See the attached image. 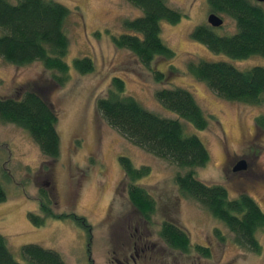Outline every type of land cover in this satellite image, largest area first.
Returning a JSON list of instances; mask_svg holds the SVG:
<instances>
[{
    "label": "rangeland",
    "instance_id": "1",
    "mask_svg": "<svg viewBox=\"0 0 264 264\" xmlns=\"http://www.w3.org/2000/svg\"><path fill=\"white\" fill-rule=\"evenodd\" d=\"M59 1L71 9L66 21L71 69L64 84L55 81V72L40 61L16 65L0 56V94L20 97L30 86L45 90L57 111L61 139L59 157L49 158L29 132L0 120V180L7 193L0 203V233L15 257L24 262L22 246L37 243L58 251L67 264H119L118 260L128 264L125 258L131 254L130 264H264V227L256 233L259 253L236 244L225 224L181 193L175 177L183 170L134 144L111 126L96 106L118 76L125 81V93L144 107L164 117L179 118L163 106L156 92L163 87L188 89L212 117L204 130L181 119L186 133L197 134L210 152L209 162L196 169L197 178L226 186L232 197L249 192L264 211V130L256 126V117L264 115V96L257 104L225 99L189 70L191 63L200 60H227L247 69L264 66V58L233 59L211 51L191 36L198 25L212 27L207 20L213 12L208 0H165L183 17L175 23L162 21L163 39L175 57L154 61L152 67L166 75L174 65V72L165 80L168 82H159L150 68L113 40L124 31V20L142 14L139 7L128 0ZM256 3L264 9L263 2ZM219 15L224 25L212 27L215 32L235 34L236 21ZM82 56L93 59L92 72L73 68L74 59ZM123 155L136 167L151 168L148 176L136 182L156 203L157 210L148 219L129 198L130 184L125 182L120 161ZM241 161L246 166L235 169ZM42 205H48L54 215L38 225L30 214L46 216ZM165 222H179L192 243L207 246L211 254L185 253L169 246L160 236ZM217 228L224 239L215 232Z\"/></svg>",
    "mask_w": 264,
    "mask_h": 264
},
{
    "label": "trees",
    "instance_id": "2",
    "mask_svg": "<svg viewBox=\"0 0 264 264\" xmlns=\"http://www.w3.org/2000/svg\"><path fill=\"white\" fill-rule=\"evenodd\" d=\"M128 1L139 7L142 14L124 20V31L113 37L114 43L118 48L128 49L144 67L153 71L157 81L164 82L170 72H174V65L171 64L168 75L152 66L158 58L173 59L175 51L164 41L161 24L162 21L178 22L183 15L165 0ZM208 2L213 12L232 17L238 30L232 35H219L212 27L201 24L192 30L191 36L211 51L233 59L255 55L264 58V9L253 0ZM70 13L71 9L59 0H0V56L16 65L40 61L46 69L55 72V81L64 84L71 69L67 61L70 41L66 30ZM72 65L81 73L95 68L93 59L88 56L75 58ZM189 70L225 99L257 104L264 96L263 65L240 69L227 60H200L191 63ZM125 88V81L114 77L107 93L97 100L98 113L134 144L183 170L175 177L181 193L196 200L225 224L236 244L259 253L261 244L256 233L264 227V211L256 199L249 192L232 197L226 186L208 184L196 176V169L209 162L210 152L197 134L186 133L181 119L204 130L212 117L205 113L195 95L179 86L157 90V99L179 117L171 118L144 107L135 97L127 95ZM25 90L20 97L0 94V120L25 129L43 155L56 159L61 152V139L54 104L41 88L30 86ZM256 126L264 130V115L256 117ZM120 161L125 182L130 184L131 203L148 219L156 212V203L136 182L148 176L151 168L148 165L136 167L125 155ZM6 198L0 180V203ZM41 210L46 216L30 214L38 225L44 223L45 217L54 215L48 205H42ZM70 216L84 220L76 214ZM215 232L224 239L218 228ZM160 236L169 246L185 253L196 250L206 256L211 254L207 246L192 243L188 231L179 222H165ZM21 252L24 262L15 257L7 238L0 233V264H67L58 251L37 243L23 245Z\"/></svg>",
    "mask_w": 264,
    "mask_h": 264
},
{
    "label": "water",
    "instance_id": "3",
    "mask_svg": "<svg viewBox=\"0 0 264 264\" xmlns=\"http://www.w3.org/2000/svg\"><path fill=\"white\" fill-rule=\"evenodd\" d=\"M255 1H258V2H263L264 3V0H255ZM208 23L212 26V27H221L224 25V18L217 14L216 12H212L208 15ZM245 165L244 163L242 162L241 164H238L237 167H235V169H240V168H243Z\"/></svg>",
    "mask_w": 264,
    "mask_h": 264
},
{
    "label": "flooded vegetation",
    "instance_id": "4",
    "mask_svg": "<svg viewBox=\"0 0 264 264\" xmlns=\"http://www.w3.org/2000/svg\"><path fill=\"white\" fill-rule=\"evenodd\" d=\"M241 160L245 162V160H243V159H241ZM242 161H241V162H242ZM244 165L246 166V164H244ZM142 252H146V250H145V249H142ZM140 256H141V254L138 255V257H140ZM144 257H147V254H145ZM131 258H134V255H133V254H131L130 257H128V258L126 257V258H125V259L127 260V263H128V264H130V259H131ZM118 262H119V264H124V263L121 262L120 260H118ZM135 262H137L136 259H135Z\"/></svg>",
    "mask_w": 264,
    "mask_h": 264
}]
</instances>
